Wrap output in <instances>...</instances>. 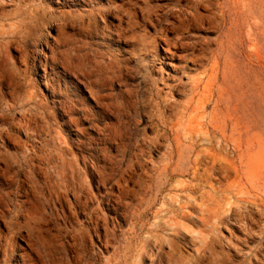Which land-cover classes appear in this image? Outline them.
Instances as JSON below:
<instances>
[{
  "label": "rangeland",
  "instance_id": "rangeland-1",
  "mask_svg": "<svg viewBox=\"0 0 264 264\" xmlns=\"http://www.w3.org/2000/svg\"><path fill=\"white\" fill-rule=\"evenodd\" d=\"M263 254L264 0H0V264Z\"/></svg>",
  "mask_w": 264,
  "mask_h": 264
},
{
  "label": "bare ground",
  "instance_id": "bare-ground-1",
  "mask_svg": "<svg viewBox=\"0 0 264 264\" xmlns=\"http://www.w3.org/2000/svg\"><path fill=\"white\" fill-rule=\"evenodd\" d=\"M165 39V38H164ZM168 43H169V41H168ZM173 46V45H172ZM174 48V47H173ZM169 47L167 48V51H169ZM170 53H171V51H170ZM173 54V53H172ZM184 67V66H183ZM207 77V76H206ZM201 77H199V81H197V82H195V87H198L200 84H201ZM210 83V81H207V83H206V86L208 85ZM203 86V85H202ZM199 97V96H198ZM128 113V112H127ZM126 114V113H125ZM125 122V121H124ZM140 122H141V120H140ZM117 124V123H116ZM123 127V126H122ZM122 129V128H121ZM122 135V134H121ZM123 136H124V134H123ZM216 143V142H215ZM127 150V149H126ZM224 196V195H223ZM91 197V196H90ZM260 200V199H259ZM260 204H261V202H260ZM263 206V205H262ZM243 225V224H242ZM249 228V227H248ZM248 228H246L247 230H248ZM250 231V230H249ZM256 250V249H255ZM259 250V249H258ZM80 256V255H79ZM263 256H264V254H263ZM63 257V256H62ZM25 260V259H24Z\"/></svg>",
  "mask_w": 264,
  "mask_h": 264
}]
</instances>
